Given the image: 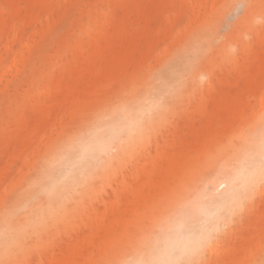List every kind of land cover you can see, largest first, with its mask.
Wrapping results in <instances>:
<instances>
[{
  "label": "bare ground",
  "instance_id": "obj_1",
  "mask_svg": "<svg viewBox=\"0 0 264 264\" xmlns=\"http://www.w3.org/2000/svg\"><path fill=\"white\" fill-rule=\"evenodd\" d=\"M232 1V14L180 43L152 77L126 82L113 93V81L142 62L148 32L127 40L130 32L123 24L114 32L87 28L111 0H70L57 20L46 0H0V67L6 64L1 74L18 76L13 86L28 90L4 97L8 106L2 113L25 102L36 113H17L8 144L14 137H37L60 106L77 109L82 99L87 108L73 115V124L0 208V264H125L154 218L194 191L216 203L234 194L238 164L257 162L264 152V32L255 20L257 14L264 17V0H249L246 10L242 0ZM128 5L141 8L144 1L127 0L121 9L126 12ZM131 18L141 22L138 12ZM27 28L34 30L23 38ZM246 32L255 46L244 41ZM36 40L31 53L29 44ZM101 72L106 78L93 81ZM41 78L48 80L44 90L52 89L53 97L37 92ZM252 100L260 111L239 130ZM125 110L143 113L136 130L108 154L76 166L72 142L120 121ZM243 199V210L212 235L193 264L205 263L206 256H213L209 264H264V182ZM51 225L56 231L47 234Z\"/></svg>",
  "mask_w": 264,
  "mask_h": 264
},
{
  "label": "rangeland",
  "instance_id": "obj_2",
  "mask_svg": "<svg viewBox=\"0 0 264 264\" xmlns=\"http://www.w3.org/2000/svg\"><path fill=\"white\" fill-rule=\"evenodd\" d=\"M144 6L136 8L128 5L126 12L121 9V5L125 4L127 0H111L108 7L101 6L100 12L96 13L94 18L87 22V28L95 32L116 31L118 26L125 25L130 33L125 35L127 40H134L135 35L145 34V42L142 45V53L144 54L142 62L139 65L132 67L126 76L119 75L113 81L111 90L112 92L118 91L127 83H137L139 80H148L155 72L164 66L167 59L177 51L180 43L186 42L200 32L209 28L208 26L215 21V18L230 15L233 13L234 4L232 0H143ZM200 1V4L198 3ZM213 1V7L211 3ZM70 2V0H46V5L50 9L54 20L58 19V12L62 11ZM243 10L249 7V0H242ZM134 12L139 13L141 22L136 24L131 15ZM72 19L78 18V13L75 12ZM257 23H261L262 32H264V17L257 14L255 17ZM68 21V20H67ZM66 21V22H67ZM106 23V26L104 25ZM34 28H27L25 32L21 33L23 38L26 34L32 32ZM227 31L220 32L219 41H224ZM11 35V34H10ZM78 35L83 38L81 32ZM244 41H248L250 47L255 46L254 40L250 33L246 32ZM124 37V36H123ZM4 35L0 33V42L3 41ZM6 39V38H5ZM38 40L29 44V49L33 53ZM239 44V43H238ZM243 46V44H241ZM235 51L239 49V45H234ZM6 64L0 67V208L4 207L11 193L19 187L23 182L24 177L31 174L32 169L36 166L38 161L44 155V152L51 144L56 141L64 130L73 124L74 114L87 109L83 102L80 100L77 104V109L72 106H60L54 114L49 124L42 128L37 135L33 137L25 136L23 138L12 139V145L8 144L9 131L17 126L16 116L17 113L23 117L33 116L35 113L34 108H30L28 104L21 103L8 107L10 109L9 115L5 112L2 113L4 108L8 106L7 100L4 97L14 95L15 93L23 96L28 91L27 88L18 89L11 83L16 80L18 76H3ZM108 74L101 72V76L92 78L93 81L98 79H105ZM118 74H115L117 77ZM182 74H178L180 79L185 82L186 78H181ZM206 77L214 78L213 75ZM40 83L37 85L38 93L42 98L45 95L53 97L52 89H48L45 93L43 84L50 88V84L46 78H41ZM180 83V82H179ZM178 83V84H179ZM177 84V85H178ZM264 108V106H262ZM82 109V110H81ZM260 107L257 101H250L244 112L243 121L237 125V129H245L250 126L256 119ZM74 115V116H73ZM14 143V144H13ZM60 172H64V167H60ZM102 199V196H100ZM98 205H102L101 201ZM68 215V214H67ZM235 225V221L233 223ZM56 226L51 225L47 234H53L56 231ZM229 235V234H228ZM223 238V245L230 243L229 236ZM56 243L62 241L57 237ZM212 257H205V263L209 264Z\"/></svg>",
  "mask_w": 264,
  "mask_h": 264
},
{
  "label": "clouds",
  "instance_id": "obj_3",
  "mask_svg": "<svg viewBox=\"0 0 264 264\" xmlns=\"http://www.w3.org/2000/svg\"><path fill=\"white\" fill-rule=\"evenodd\" d=\"M142 112L125 110L120 121L99 125L77 137L69 147L76 153L75 165L106 155L124 135H131ZM264 148V140L261 141ZM264 182V152L257 162L241 161L234 174V194L216 203L206 194L194 191L175 207L154 218L140 245L125 264H193L221 226H227L235 211L243 210L245 193ZM233 204L236 206L233 207Z\"/></svg>",
  "mask_w": 264,
  "mask_h": 264
}]
</instances>
